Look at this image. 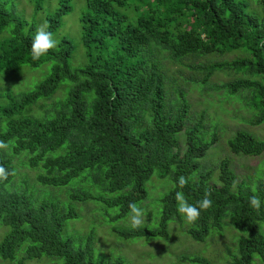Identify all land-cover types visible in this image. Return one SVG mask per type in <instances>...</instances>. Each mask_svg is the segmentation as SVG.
I'll return each instance as SVG.
<instances>
[{
  "label": "trees",
  "instance_id": "obj_1",
  "mask_svg": "<svg viewBox=\"0 0 264 264\" xmlns=\"http://www.w3.org/2000/svg\"><path fill=\"white\" fill-rule=\"evenodd\" d=\"M13 1L0 0V33L9 28L0 38V76L11 77L23 66H51L18 100L0 93L5 101L0 105V144L11 142L13 154L26 152V165L43 169L36 176L43 186L64 187L82 173L99 170L104 185L96 199L113 208L115 217L144 199V183L153 174L167 177L171 189L160 199L155 228L111 231L124 240L165 237L169 222L181 224L179 210L184 209L191 218L184 233L192 241L202 242L210 232L221 231L229 219L239 233L229 264H251L253 258L264 262L259 230L264 222V183L256 185L253 205V193L233 190L235 175L227 159L219 162L215 178L202 169L200 160L209 144L197 138L201 118L187 123L188 104L178 92L175 104L167 103L157 64L142 56L150 41L175 58L241 51L244 56L229 67L240 69L245 77L226 88L230 93H252L251 105L259 112L253 123L258 124L264 117V0H257L259 15L248 13L246 5L235 0H86L78 19L83 60L75 70L69 68L75 47L67 35L51 49L69 0H58L52 12H45L40 33L37 22L16 14ZM40 7L36 4L34 11ZM63 83L69 90L48 119L29 115L31 106L50 98ZM179 134L184 136L182 147ZM226 144L234 155L264 154V141L244 131H237ZM12 176L10 159L0 153V225L8 229L0 241V260L12 262L23 246L15 264L41 256L56 258L59 264H123L120 258L95 260L91 235L77 247L61 239L65 220L77 217L75 210L45 200L34 206L26 190L6 188ZM69 198L84 200L88 195ZM181 259L210 264L202 257Z\"/></svg>",
  "mask_w": 264,
  "mask_h": 264
},
{
  "label": "rangeland",
  "instance_id": "obj_2",
  "mask_svg": "<svg viewBox=\"0 0 264 264\" xmlns=\"http://www.w3.org/2000/svg\"><path fill=\"white\" fill-rule=\"evenodd\" d=\"M86 0H69V11L61 18V26L51 38V49H56L60 36L67 35L75 47L69 60L70 70L79 68L83 60V52L79 40V16L84 10ZM246 5L248 13L259 15L257 0H235ZM58 0H15L14 10L18 16L27 21L37 22V32L44 26L45 12H52ZM40 9L34 11L35 5ZM11 8V5H7ZM129 11H131L129 9ZM132 12V11H131ZM134 14V13H133ZM131 16V15H130ZM9 28L0 33V38L7 35ZM172 33L170 37H172ZM146 61L155 62L162 77L165 100L175 104L176 93H180L188 104L187 123H195L201 118V128L197 138L201 143L209 144L205 157L200 160L204 171H209L212 178L218 173V164L227 159L229 168L235 175L233 190L245 188L254 194L253 205L257 202L254 189L257 184L264 183V154L244 156L231 154L227 148V140L237 131L250 134L257 141H264V117L258 124L253 122L258 111L251 105L252 93L249 90H238L230 93L226 86L237 78H241L240 69L229 67L230 62L244 54L237 51L223 54H208L195 57L193 55L172 57L168 50L156 41H150L142 51ZM51 63L45 62L35 68L23 66L13 76H0V93H10L18 100L28 94L49 73ZM207 72H210L207 74ZM245 77V76H244ZM69 84L63 83L46 100L38 101L30 107L29 115L37 119H48L57 110L63 95L69 90ZM88 97L86 100L88 101ZM5 101L0 99V105ZM4 129V120L0 118V130ZM180 147L183 145V134L178 135ZM211 138L213 141H211ZM211 141V142H210ZM0 153L9 158L13 176L6 185L9 190L26 192L36 206L40 201L56 202L60 206H71L77 217L67 219L61 231V239L68 240L73 247L84 242L87 235L92 239V255L95 260L120 258L123 264H191L181 258L202 257L210 264H229L230 256L235 255L236 240L239 233L235 231L229 219H225L221 231H212L202 242L192 241L184 230L191 218L184 209H180L181 224L169 222L165 237L148 239L133 238L124 240L111 231L132 227L155 228L161 210L160 199L171 189L167 177L159 178L153 174L145 183V197L134 204L121 217H115L113 208L105 207L96 199L102 194L103 179L99 170L82 173L64 187L40 185L36 176L43 173L38 165L30 168L26 165V152L13 154L11 142L0 144ZM58 152L48 153L54 156ZM87 194L84 200H72L70 194ZM260 233L264 236V222L259 223ZM8 229L0 225V241ZM23 246L15 253L12 262L0 260V264H15L21 257ZM228 253V254H227ZM56 258L41 256L38 259L25 260L23 264H59ZM251 264H264L253 258Z\"/></svg>",
  "mask_w": 264,
  "mask_h": 264
}]
</instances>
